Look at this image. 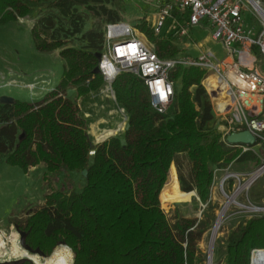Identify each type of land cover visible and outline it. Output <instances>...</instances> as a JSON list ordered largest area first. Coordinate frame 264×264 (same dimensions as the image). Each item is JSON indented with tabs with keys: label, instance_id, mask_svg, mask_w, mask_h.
Returning a JSON list of instances; mask_svg holds the SVG:
<instances>
[{
	"label": "trees",
	"instance_id": "trees-1",
	"mask_svg": "<svg viewBox=\"0 0 264 264\" xmlns=\"http://www.w3.org/2000/svg\"><path fill=\"white\" fill-rule=\"evenodd\" d=\"M122 4L0 0V27L34 19L36 50L58 51L65 63L59 85L42 100L0 103V164L26 174L44 165L45 182L58 172L79 173L84 180L80 191L71 186L68 191H50L44 205L10 219V224L18 225L26 245L40 249L49 261L63 243L73 251L74 264H206L199 244L219 209L212 198L214 172L252 157H239V150L223 141L202 85L205 71L180 66L172 73L176 96L173 112L166 115L153 110L141 79L127 73L118 76L113 89L117 105L128 116L127 127L123 137L98 145L79 104L69 96L72 91L80 99L104 88L103 76L93 73L99 64L96 54L103 49L105 25L122 21ZM141 29L156 41L161 58L180 53L170 40H156L145 23ZM182 156L190 164L189 178L181 171ZM175 165L182 192H195L206 205L200 219L186 217L179 206L170 220L162 208L160 194L171 182ZM223 243V261L217 264H251V259L264 264V215L240 224Z\"/></svg>",
	"mask_w": 264,
	"mask_h": 264
},
{
	"label": "built area",
	"instance_id": "built-area-1",
	"mask_svg": "<svg viewBox=\"0 0 264 264\" xmlns=\"http://www.w3.org/2000/svg\"><path fill=\"white\" fill-rule=\"evenodd\" d=\"M146 4L152 8V13H146L143 22L154 37L170 40L176 45L190 38L191 29L207 20L213 29L211 39L224 46L225 58L218 59L211 50L201 52L198 58L180 55L161 58L156 44L150 43L141 30L123 21L108 23L104 27L102 57L98 64L105 83L101 91L116 102L113 83L124 73L134 75L144 82L153 110L166 115L175 102L176 85L171 76L178 67L199 68L207 72L205 78L215 76V90L209 91L202 85L211 99L223 141L229 148L239 150V157L253 154L261 158L262 165L252 172L232 171L234 162L227 168L216 169L212 193L215 186L220 185L225 194V188L231 182L234 187L236 182L239 183L235 196L244 193L264 175V71L260 69L264 63L263 1L146 0ZM247 10L260 24L259 32L246 24L243 14ZM195 47L202 49V45L195 44ZM221 95L224 96L223 103L220 102ZM119 110L126 124L128 116L123 108L119 107ZM246 130L255 137V146L227 142L231 134ZM221 171L224 176L219 179ZM206 264H217L209 252Z\"/></svg>",
	"mask_w": 264,
	"mask_h": 264
},
{
	"label": "rangeland",
	"instance_id": "rangeland-1",
	"mask_svg": "<svg viewBox=\"0 0 264 264\" xmlns=\"http://www.w3.org/2000/svg\"><path fill=\"white\" fill-rule=\"evenodd\" d=\"M146 13H152V8L146 4V0H130L128 2H123L122 4V21L130 23L132 28L138 29L139 31H142L141 27L144 24L143 19ZM243 17L248 26L255 27L257 32L260 31V24L256 21V18L249 10L244 12ZM34 23V19L27 18L21 19L16 24L0 27V98L7 96L20 101H40L50 91L54 90L62 79L65 63L59 57L58 51L51 54H45L36 50L31 35V29ZM212 33L213 29L210 27L207 20L203 21L202 25L193 27L190 32V38L181 43H176V46L180 51L178 56L198 58L201 52L211 50L216 54L218 59L222 60L225 58L226 51L224 50V46L211 39ZM146 37L150 43L155 44V40H150L147 35ZM154 38L156 40H162L161 38ZM195 44L197 46L202 45V49L195 47ZM262 69H264V63L262 64ZM206 75L207 72H205V76ZM208 79L209 78H205V80L203 79L202 81V84L207 88H209V83L206 85ZM69 96L79 104L81 114L87 120L88 126L90 123L98 122L101 118L106 120L110 119L111 117L108 114L111 110L117 111L118 115L116 116H118V118H116V120L124 122V117L119 110V106L114 103L113 100L106 99L104 94L100 92L77 99L75 93L71 91L69 92ZM172 112L173 107L169 110V113ZM85 113H89L90 116L86 117ZM123 122L119 126L120 130L116 132L118 134L113 133L114 125L98 124L97 128L100 129V131H97V134H99L98 139L101 140L102 137H108L109 139L114 136L123 137L126 130V128L124 129L125 124ZM104 129L108 131L106 132ZM91 138L94 144L101 143L98 139L93 138L92 136ZM256 150L259 152L260 148L257 147ZM249 156L252 157L251 162L244 163L243 165L240 164L241 170H239V172H252L262 165L261 158L256 157L253 154H250ZM179 161L181 163L180 166L183 175L186 178H189L190 164L187 157L182 156ZM42 168H44V166L37 168V171L35 172L27 173V175L19 167L9 166L5 162H1L0 164L1 263L18 260L14 258L21 256L27 257L30 255L27 252L24 253L18 249L17 244H19L20 237L14 229L13 224H10V219L24 217L28 211L35 210L44 205L46 194H49L52 190L68 191L70 186L76 191L82 189L84 180L81 174L75 172H58L53 176H50L48 182H45L44 176L46 170L44 171ZM173 178L176 189H173L172 198L167 200L169 202L164 200L165 198L163 199V202H161L162 208L168 215V218L173 220L175 210L173 204L179 203V209L183 215L191 217L195 216L193 218L198 217L200 219L202 217L201 210H203L202 203L196 199L192 202V197L194 195L181 192L179 188L180 184L176 179L175 173ZM238 186L239 183L236 182L235 187L229 186L225 188V194L220 188V185H216L213 189V202L218 205L219 208L216 212L217 218L226 206V195H234ZM236 201L245 206V208L241 205L231 204L225 210L223 223L216 236L213 247V256L216 263H222L223 261L225 250L223 242L228 234L252 217L264 215V175L257 180L249 190L237 195ZM254 207L261 208L262 210H253ZM185 209L186 211L188 210V214H185ZM216 220L212 228L203 236L199 244V247L205 256H208L211 236L214 226L216 225ZM56 249L70 251V253H72V264H74V253L70 247L61 243L54 249L53 253ZM47 258L49 257L43 259L46 260ZM31 259L35 264L43 263V260H41L42 258L40 259L38 256L32 255ZM60 264L66 263L62 262Z\"/></svg>",
	"mask_w": 264,
	"mask_h": 264
},
{
	"label": "water",
	"instance_id": "water-1",
	"mask_svg": "<svg viewBox=\"0 0 264 264\" xmlns=\"http://www.w3.org/2000/svg\"><path fill=\"white\" fill-rule=\"evenodd\" d=\"M264 3V0H262ZM102 54L101 53H97L96 54V58L98 59V61L101 60ZM95 75L101 74L99 67L97 66L93 72ZM14 102L13 98L7 97V96H3L0 98V103L1 104H11ZM227 142L229 144L232 145H250V146H255L256 145V139L255 137L249 132V131H243V132H239V133H233L230 136L227 137ZM171 169V168H170ZM88 174V171L85 170L82 175L84 177H86ZM166 185V184H165ZM164 189V188H163ZM163 191V190H162ZM162 193V192H161ZM161 195V194H160ZM235 195L232 196H228L226 195L227 199L230 201L231 199H233ZM175 207H179L180 204L179 203H175L173 204ZM203 210L206 208V205H203ZM203 210H201V215L203 213ZM257 210H260L259 208ZM223 211V210H222ZM188 218H193L190 216H187ZM197 219H199L198 217H196ZM219 219V217L217 218V220ZM216 220V222H217ZM14 229L16 230L17 234L19 235V245L20 247L25 250L28 254H32V255H36L39 256L41 258H46V256L40 251V249H36L33 250L31 247H29L28 245H26L25 243V238H26V234L21 232L18 225L13 224ZM215 228V226H214ZM214 231V229H213ZM214 243H215V235L214 232H212V236H211V242H210V248H209V254L212 256L213 255V247H214ZM255 251H259V250H255ZM253 251V252H255ZM253 254V253H252ZM25 261H30L33 263V261L29 258H21L18 260H14V261H6V262H0V264H19ZM251 264H253V260L251 259Z\"/></svg>",
	"mask_w": 264,
	"mask_h": 264
},
{
	"label": "crops",
	"instance_id": "crops-1",
	"mask_svg": "<svg viewBox=\"0 0 264 264\" xmlns=\"http://www.w3.org/2000/svg\"><path fill=\"white\" fill-rule=\"evenodd\" d=\"M34 25V24H33ZM58 55H59V52H58ZM262 71H264V69H262V67L260 68ZM100 93H102V94H104V97L106 98V99H111L110 97H108L107 96V94H106V92H102V91H100ZM75 97H76V95H75ZM81 99V98H80ZM112 100V99H111ZM114 103H116L115 101H114ZM117 104V103H116ZM104 108V107H103ZM85 115H86V117L87 116H90V114L89 113H85ZM111 118L110 119H108V120H106V119H104V118H101L98 122H96V123H90V125L88 126V128H89V134L93 137V138H96V139H98L99 138V134H97V131H100V129L99 128H97V126H98V124L100 125H114V131H116L118 128H119V126L122 124V122L123 121H118V120H116V118H118V116H116V115H118V113H117V111L116 110H111V111H109V114H108ZM124 123V122H123ZM126 128V124H125V126H124V129ZM104 131H108V130H106V129H104ZM124 131V130H123ZM122 132V131H121ZM115 134H118V133H115ZM108 139V137L106 138H101V140H99L98 139V141L99 142H104V141H106ZM95 145H98V144H96L95 143ZM251 161H247V162H242V163H234L233 164V166H232V168H231V170L232 171H234V172H239V170H241V168H240V164H244V163H250ZM8 165V164H7ZM10 166V165H9ZM44 165H39L38 167H35V168H31L30 169V171L28 172V173H30V172H35V171H37V168H39V167H43ZM13 167V166H12ZM42 170H46V168H45V166H44V168H42ZM242 170H244V169H242ZM174 173H175V176H176V179L178 180V182H179V179H178V171H177V167H176V165H175V167H174V169H173V171H172V175H171V182L170 183H167L165 186H164V189H163V191H162V194H161V197H160V199H161V202H163V199H164V197H163V192H164V190H165V188L168 186L169 188H170V192H171V198H172V195H173V189H176V186H175V184H174V178H173V176H174ZM28 175V174H27ZM224 176V174H223V171H221V172H219V174H218V177H219V179H221L222 177ZM180 184V183H179ZM179 188H180V186H179ZM180 191L182 192V190L180 189ZM193 193H195V192H190V193H186V194H190V195H194L193 197H192V202H193V200L194 199H196V200H199V198H198V196L197 195H195V194H193ZM47 195V194H46ZM171 198H168V199H166V201L167 200H170ZM164 199V200H165ZM200 201V200H199ZM167 202H169V201H167ZM192 202H191V204H192ZM173 204V203H172ZM190 204V205H191ZM185 206H187V205H185ZM181 207H183V206H181ZM189 212H188V210L186 211V209H185V214H188ZM186 217H187V215H186ZM191 217V216H190ZM193 217H195V216H193Z\"/></svg>",
	"mask_w": 264,
	"mask_h": 264
},
{
	"label": "bare ground",
	"instance_id": "bare-ground-1",
	"mask_svg": "<svg viewBox=\"0 0 264 264\" xmlns=\"http://www.w3.org/2000/svg\"><path fill=\"white\" fill-rule=\"evenodd\" d=\"M209 78L207 81H206V85L207 83H209V91L211 90H215L217 88V79L215 76L213 75H209ZM32 91V90H31ZM223 100H224V96L221 95L220 96V102L223 103ZM163 197L168 199V198H171V192H170V188L167 186L163 192ZM165 199V200H166ZM231 204H237V205H241L239 204L237 201H236V196L233 197V199H231L230 201L227 199V203H226V206L224 207V210L222 211L221 214H219V219L217 220L216 222V225H215V228H214V235H215V239H216V236L222 226V223H223V216H224V212L225 210L231 205ZM243 208H245V206L241 205ZM253 210H256V208H253ZM17 247L18 249H20L22 252L26 253L25 250H23L22 248H20L19 244H17ZM62 248V247H61ZM65 249V248H64ZM14 258V257H13ZM26 258H29L31 259V255H28ZM41 258V257H40ZM14 259H19V258H14ZM42 260H45L42 258ZM62 262H65L66 264H72V254L70 253V251H65V250H61V249H58L56 251V254L55 256L53 257V259L49 262L47 261H43L42 264H60Z\"/></svg>",
	"mask_w": 264,
	"mask_h": 264
}]
</instances>
